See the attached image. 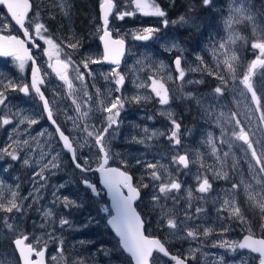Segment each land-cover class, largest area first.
Segmentation results:
<instances>
[{
	"label": "rangeland",
	"instance_id": "obj_1",
	"mask_svg": "<svg viewBox=\"0 0 264 264\" xmlns=\"http://www.w3.org/2000/svg\"><path fill=\"white\" fill-rule=\"evenodd\" d=\"M45 1L53 17L61 14L64 19L60 8L61 0ZM71 1L68 0L70 5ZM164 1L153 0L160 7ZM195 1L192 0V3ZM100 2L101 0H97V4ZM245 3L249 6H243ZM114 4L117 7L109 18L108 30L113 37L120 38L126 44V54L120 67L117 68L118 72L125 77L121 92L115 91V77L111 75V69L114 67L104 66L102 63L92 64L90 68L93 75L86 76L83 82L73 71L74 66H79L83 71L80 62L85 54L101 58L97 11L94 17H89L90 21L87 24L90 28L88 27L84 34L69 30V24L65 22L66 31L63 37L57 34L56 30L50 36L60 47V59L71 58L73 61L68 69V78L72 82L71 95L67 84L60 80L49 67L50 60L45 55V48L49 46L44 43L37 61L41 78L44 80L41 91L46 99L53 102L51 107L57 123L73 142L76 154L80 158L79 162L83 164V157L90 156V166L95 167L99 162L96 155L98 149L83 144L85 134L80 129L84 122L79 119L73 98L81 105V111L92 109L87 123L100 126L106 125L104 119L106 113L102 111V107L110 103L115 96L123 95L125 106L123 111L121 110L119 125L114 126L108 137L112 154L109 165L121 167L122 157L129 160L130 166L126 170L132 175L134 182L139 184L145 169L135 163L136 159L158 162L156 170L163 182L176 180L182 185L179 192L171 194L176 198L175 200L161 201L166 210H172L169 215L177 220L179 225L177 231L183 237L188 227L199 226L196 230L200 233L195 240L172 236V230L160 226V209H153L151 200L153 189L141 187L142 199L135 204V208L144 220L146 234L164 241L168 248H177V252L181 253L183 259L187 257L190 264H257L258 257L249 252L239 249L232 251L214 247L213 244L223 240L237 243L243 235L256 237L253 233L254 223L251 221L255 215L260 214L258 210L249 207L245 186L251 184L255 191H259L260 185L256 181L264 177V173L254 175V171L258 173V167L255 166V161L251 160V151L247 150V145L236 137L243 129L248 134L250 142L258 139L264 141V123L259 122L258 107L252 102L251 93H248L247 89L239 83L243 76L247 75L252 62L260 56L259 49H253L252 45L254 42L257 45L264 42V0H212V4L207 9L210 12L213 9L216 11L214 14L216 28L214 31L210 30L205 38H197V41L193 42L185 37L181 38L179 32L187 24H190V27L194 26L199 16L197 10L187 11L184 14L188 23H173V21H179V18L173 15L168 17L172 13L169 11L172 3L166 5L163 10L168 13L166 19L169 23L165 27L163 24L165 18L140 14L131 0H114ZM204 9L199 7L198 10ZM125 10L132 11L134 15L125 16L122 20L117 19L115 13ZM229 16L233 17L229 25L234 38L231 41H228L230 33L226 26ZM61 24L63 26V20ZM149 27L159 29L153 38L145 43L134 41L135 34L143 33V29ZM73 34L82 38L83 47L78 52H72L71 49L63 46ZM221 41L227 43L226 48L218 47ZM173 43H178L179 49L166 50L170 49ZM214 46L217 48L216 55H213ZM225 52H228L229 56L236 55V60L231 63V66L224 62ZM68 53H72L71 57ZM180 55H183L182 70L185 72L183 80L178 78V72H174L171 65L172 59ZM197 56L201 57L203 63L196 58ZM53 59L56 57L53 56ZM161 65H163L162 69ZM28 71L27 63H25L24 71L21 72L18 61L14 58L0 60V91H4L7 96L5 104L0 105V124L4 118L12 120V123L8 125L0 126V203L6 205L8 200L13 199L12 194L15 192L16 202L23 209L22 212L14 210L12 213L0 211V257L5 253L11 257L14 254L10 245L11 240L27 235L29 239L26 244H32L37 250L41 247L45 248L46 264H128L121 252H118L117 247L113 250L109 248V235L105 226L102 225L103 219L107 216L102 218L100 212L107 208L105 200L103 198L93 200L90 196L84 195L80 187L81 177L72 168L67 155L60 149L51 128L44 119L40 103L31 91L25 95L18 88L13 91L11 86L4 87L10 84H16L18 87L29 86ZM153 79L163 83L168 90V106L161 105L159 98L151 91ZM252 81L257 88L264 90V67H257L254 70ZM217 86L223 87L225 92L224 95L213 99L216 96L214 89ZM85 92L88 93L87 96L84 95ZM241 92L246 94V100ZM189 93L196 99H187ZM137 96L141 97L139 101L135 99ZM197 100L201 103L198 104ZM130 106L131 110H129ZM134 107H138L135 113H133ZM206 109H211L213 114L209 115ZM153 112L156 116L152 115ZM170 113L172 119L181 124V144L178 146H173L167 138L172 127ZM233 113L237 116H232L229 123V120L224 117ZM25 116L37 118L38 123L29 126L28 120H25L21 124L20 121ZM73 119L77 121L79 127L74 126ZM183 119H188L187 126L183 123ZM220 120H223V126ZM210 133L216 146L215 154L207 143ZM25 140L29 141L28 145L23 143ZM92 143L94 144V141ZM124 146H130V151L123 149ZM254 146L259 150V144L254 143ZM6 147L9 151L16 149L20 159L13 161L5 155L3 149ZM132 147H135V151ZM41 151L60 153L59 167L45 170L44 181L34 176L40 171L42 164L50 159L49 156L39 164L36 163L40 159ZM179 155L188 157V168L173 162V157ZM246 155L247 158H245ZM24 159H29V164L25 165ZM249 162L253 168H250ZM139 167L140 170H137ZM218 173H227V177L220 178ZM204 178L209 179L212 188L208 193L201 194L196 192V188ZM144 180L149 184L160 183L151 181L147 176ZM233 182L240 184L234 199L244 214L243 221L230 217L228 210L218 213L224 200L233 198L231 196ZM189 192H192L191 198L188 196ZM202 195L205 198H201ZM64 197L75 199L83 205L88 204L85 212L89 211L96 222L101 221L97 231L85 230L84 222L79 219L82 208L66 209L62 203ZM197 207L204 209L198 219L196 218ZM49 209L52 215L45 217L43 211ZM188 215L193 218L186 220ZM218 215L223 216L224 220L218 219ZM251 215L253 217H250ZM5 217L9 218L8 223L13 225V229L10 230L6 226ZM62 217L67 218L70 224L61 227ZM42 224L44 227H41ZM222 226L227 227L226 233H222ZM205 228L211 229L207 237L203 235ZM58 248L62 251L58 252ZM192 249L196 251L193 253ZM4 264H18L15 254L14 258L5 259ZM153 264H162V261L153 262Z\"/></svg>",
	"mask_w": 264,
	"mask_h": 264
},
{
	"label": "snow or ice",
	"instance_id": "obj_2",
	"mask_svg": "<svg viewBox=\"0 0 264 264\" xmlns=\"http://www.w3.org/2000/svg\"><path fill=\"white\" fill-rule=\"evenodd\" d=\"M131 3L134 4L135 8L140 12L142 15L146 16H156L165 18L163 20V24L165 27L168 26L169 21L166 19L167 13L158 5L153 2V0H131ZM172 3H175V0H172ZM200 3L203 5L204 8H208L212 4V0H200ZM0 5H3L7 8L8 13L11 14L12 18L15 22L24 28V20L27 16V12L30 8L28 0H0ZM243 6L248 7L249 4L245 3ZM117 6L114 4V0H101L100 10H101V18L104 24V31L103 34L100 35L99 39L104 43V55L103 58L99 57H92L90 54H85V56L81 60V64L83 66V71L79 66H74L73 71L76 73L77 78L83 82L86 76L93 75V72L90 68L92 64H99L103 62H108L117 67L120 64V56L123 53L124 41L121 39H112L110 32L108 30V21L109 16L113 14L114 8ZM61 11L65 16L70 15V8L71 5L68 0H61L60 4ZM189 11L195 12L196 7L195 5L190 6ZM240 11V9H237ZM39 15V14H38ZM117 19H124L125 16L134 15L132 11H117L115 13ZM233 20V17H228V22L226 23L227 29L230 33L228 41L233 40V36L231 35L232 29L229 27ZM188 23L184 15L179 17V21H173V23ZM34 31L37 38L44 40V43L48 45V48H45V55L49 57L51 61L53 56L56 57L55 63L49 64V67H52L53 71L56 73L57 77L64 81L68 89L72 90V82L68 78V69L69 66L73 64L71 58L67 60L60 59V47H58L57 43H54L52 38H45L42 36V32H46L47 28L45 27L44 23L41 22H34ZM159 29L156 28H144L143 33L135 34L134 38L136 40L147 41L153 38L154 34L158 32ZM24 36L27 40L31 42V36L29 31L24 28ZM4 41L9 42V48L14 45L19 52L10 51L6 49V46L2 43ZM35 47H39V45H35ZM64 47L71 49L72 52H78L80 48L83 47V42L81 37H76L75 34L71 36L67 40L66 43L63 44ZM253 49H259L260 56L257 57L256 60L252 62L248 69L247 75L243 76V79L239 81L240 84L247 89L248 93H251L252 102L255 103L258 107L260 112V123H264V90L259 89L252 81V76L254 74V70L257 67H264V42H261L257 45L255 42L253 43ZM220 49H224L227 47V43L221 41L218 46ZM172 49H179L178 43H173L170 49H166L171 51ZM22 53V54H20ZM13 55L14 58L18 61V68L21 72L25 69V63L27 61H32V79H31V90L36 93L39 97V100L43 103V112L47 114L48 120L52 123V125L56 129V133L59 134V140L63 144V148L67 150L69 153L72 154V163L75 165L76 169H79L81 173H87L89 171H93L90 167V156H84V163L81 164L79 162V157L76 154V149L73 146V142L70 140V137L61 130V126L57 123L54 115L51 104L48 99H46L44 93L41 91L40 85L44 83V80L40 78V69L36 64L35 59L29 54L28 49L24 46V41L17 39L14 36H0V55ZM217 54V48L213 47V55ZM69 57H71L72 53H68ZM224 55L226 56L225 63L231 66V63L236 60V55L232 54L231 56L228 55V52H225ZM198 60L202 59L200 56L196 57ZM182 61L183 55L177 56L174 59V65L176 71L178 72V78L183 80L185 76V72L182 70ZM117 67L111 69V75L115 77L114 83L116 85L115 91L121 92L122 85L124 84L125 77L121 75ZM161 69L163 65L160 66ZM198 70V69H196ZM107 78V77H106ZM150 79H152L150 77ZM199 83L200 81H196ZM11 86L13 91L18 90L25 94H29V86L25 85L23 87H18L16 84L4 85L5 88ZM235 86V85H234ZM239 91V89H237ZM151 91L155 94L156 97L159 98V103L161 105H166L169 103V92L165 88L163 83H160L158 80H152V87ZM216 97L224 95L225 89L221 86H217L214 89ZM85 96L88 95L87 92L84 93ZM241 95L244 96L245 100L247 96L245 93L241 92ZM187 99H196L191 93L187 94ZM137 101L141 99V97H135ZM7 100L6 93L4 91H0V105H4ZM198 104L201 103L200 100L196 101ZM103 104V101L101 102ZM73 104L76 105V111L79 113V119L83 121V127L80 129L85 135L83 136V144L88 145L90 147H95L98 149V153L96 154L99 158V166L94 169V171L100 173L101 183L104 188L107 189V194L111 198L112 201V210L114 211L115 215H112L110 219L107 220V224L111 226L115 235L119 237V244L123 248L125 252H127L132 259L134 260L135 264H153V253L158 252L161 253L164 257H168L170 260L174 261L175 264H186L187 257L184 259L179 258L176 255H171L170 252L166 249L164 244L155 238H150L144 235V221L142 217L136 209L133 207V203L137 200L142 199L141 187L153 189L151 200L152 206L155 210L156 208L160 209V226L162 228H167L171 231V235L175 238H185V239H192L195 240L200 235V233L196 230L199 226L196 227H188L186 230V235L181 237V234L177 231L179 225L177 220L174 216L169 215L172 211L171 209H165V205L161 203L162 200H175L176 198L171 194L173 192H179L182 185L180 182L176 180H171L170 182H163L161 175L156 170L158 167L157 163L152 162H145L142 159L137 158L135 163L145 169V171L141 174V181L139 184L135 183L133 180L132 175L126 170L128 166H130V161L121 158V167H109V160L112 158V154L110 151V142L108 137L111 135V130L114 126L119 125V117L121 115V110L125 106V98L123 95L115 96L110 103L102 107V111L107 113L106 117H104L106 121V125L95 126L92 124L87 123V118L89 116V112L92 110L89 108L88 111H81V105L77 103L76 99L73 98ZM85 107H88L85 105ZM209 115H212L211 109H206ZM249 111H251V107L249 106ZM221 114L223 115L224 112L222 111ZM232 116H237L236 113L231 115H225V119L229 120L231 123ZM69 119H72L69 117ZM169 119L171 122V130L170 135H168V140L173 144V146H178L181 144L180 139V129L181 124L172 119L171 113L169 114ZM219 119V118H217ZM25 120H28L29 126L35 125L38 123L37 118H31L25 116L21 119L20 123H24ZM12 123V120L8 118H4L2 120V124L0 126H6ZM237 123H240L237 121ZM73 124L76 127H79L77 121L73 119ZM221 126H223V120H220ZM147 131V129L145 130ZM43 135V133H41ZM155 135V133H153ZM163 135V133H161ZM238 140L243 141L244 144L247 145V150L251 151V160L255 161V166L258 167V173L254 171V175H258L259 173H264V141L257 140L255 142L249 141L248 134L241 129L240 133L236 137ZM135 139V137H133ZM94 141V144L92 143ZM142 142V141H138ZM25 145H28L29 141H23ZM39 144V141H37ZM207 143L212 147L213 154L216 153V146L213 142V138L211 133L209 134ZM255 144H259V150L254 146ZM83 146V145H82ZM11 147V145H9ZM231 147V145H230ZM35 151V149H33ZM3 152L5 155L9 156L11 160L17 161L20 159L18 152L16 149L9 151L8 148H4ZM227 155V153L225 154ZM45 163L42 164L40 171L36 172L34 176H38L41 181H44L46 177L43 175L45 170H51L59 167V157L60 153L52 154L47 151H41L40 159L36 161V163H40L44 161L46 157H49ZM247 158V155L246 157ZM173 162L183 166L184 168H188L189 160L186 155H179L178 157H173ZM23 163L25 165L29 164V159H24ZM250 168H253L251 162H249ZM124 169V170H122ZM147 176L153 182H160L157 183H147L144 180V177ZM220 178H226L227 173H218ZM81 182L83 183L84 188L90 192L92 196H99L100 191L98 190L97 186L91 183L87 178L86 175L81 177ZM257 184L260 185L259 191H255L251 184H246L245 191L248 193V201L249 207L253 208L254 210H258L260 217L264 219V177H261L259 180L256 181ZM60 187H64V185H60ZM212 188V184L210 183L209 179L204 178L198 183V187L196 188V192L201 194L208 193ZM240 188V184L233 182L231 185V196L232 199H225L221 208L218 209V213L228 210L229 215L232 218H238L240 220H244V214L241 211L240 207L236 205V201L234 197L238 194V189ZM126 190V192H125ZM13 199L8 200L7 204L0 203V211L6 213H12L14 210L16 212H22V206L16 202V193L13 192ZM188 196L192 197V192L188 193ZM201 198H205L203 195ZM62 203L66 209H70L72 207L82 208L83 203L78 202L75 199H71L69 197H64ZM104 212H108L107 208L103 209ZM204 212V209L201 207L196 208V218L198 219L200 214ZM43 215L45 217H49L52 215L51 210L43 211ZM193 217L188 215L186 216V220H191ZM221 221L224 220L223 216L218 215L217 217ZM8 217L4 218V223L6 226L11 230L13 229V225L8 223ZM94 222V217L89 216L88 223ZM70 221L62 217L60 219V226L63 227L65 225H69ZM87 226V225H85ZM41 227H44L42 224ZM261 229L264 230V224L261 225ZM211 229L205 228L203 231V235L207 237L210 233ZM228 231L227 227L222 226V233H226ZM29 237L27 235H23L22 238H17L12 241L15 245V249L19 252L21 261L23 264H44L43 259H40L45 256L44 250H37L34 248L32 244H26ZM38 239V238H37ZM63 242L61 241V244ZM214 247L218 246L220 248H225L228 250L235 251V249L239 248L241 250L247 249L252 253H257L259 257V264H264V239H255L252 235H245L243 237V241L236 243V242H229L228 240L218 241L217 243L213 244ZM58 252L62 251L61 249H57ZM196 249H192L194 253ZM34 254L38 257L37 260L31 261L29 260V256ZM107 255V253H105ZM14 258V254L10 257L8 253H5L2 257H0V264H4L5 259ZM195 257L193 256V259ZM55 259V257H53ZM223 258H221L222 260Z\"/></svg>",
	"mask_w": 264,
	"mask_h": 264
},
{
	"label": "flooded vegetation",
	"instance_id": "obj_3",
	"mask_svg": "<svg viewBox=\"0 0 264 264\" xmlns=\"http://www.w3.org/2000/svg\"><path fill=\"white\" fill-rule=\"evenodd\" d=\"M28 3L30 5V8H29V10L27 12V16L25 17V20H24V28H26L29 31V34L31 36V42H29V44L25 43L26 41L24 40V37H25L24 36V28H22L20 25H18L15 22V20L11 16V14L8 13L7 8L5 6H3V5H0V34L3 35V36H14V37H16V38H18L20 40H23L24 43H25V47L28 50L36 48V52L32 53L31 56L35 59L36 64H37L38 63L37 62L38 61V56L41 53V51L43 49V46H44V40L39 39V38L36 37L35 31H34V22L44 23L45 27L47 28V31L46 32H42V36H44L45 38H50V36L52 34V21L53 20L51 18L53 16V14H52V12H50L49 5L47 4V2L45 0H28ZM61 16L62 15L60 14V17ZM34 44L35 45H39V47H35ZM10 58H13V57H10ZM174 58H176V57H174ZM28 68H29V64H28ZM174 72H177V71H174ZM42 87H40V88L42 89ZM34 97L37 100L35 95H34ZM98 165H99V162H98ZM98 165H96L95 167L93 165H91L90 167H91V169H95V168L98 167ZM108 166L109 167H115V165H108ZM77 173L79 174L80 177L85 176L83 173H79V172H77ZM86 178L91 183H93V184H95L97 186L96 176L94 174L86 175ZM80 187H81V190H82V192L84 193L85 196H90L91 199H93V200H101V198H103L105 200V198L103 196V193L99 190L98 187L97 188L100 191V195L96 196L95 198L92 197L90 195V193L83 187L82 182H81V178H80ZM105 202H106V200H105ZM106 207H107V202H106ZM87 209H88V204H84L83 207H82V212H81V215H80L79 219H80V221L84 222V224H83L84 226L87 225V226H85V230L93 229L94 232H95V231H97V226L99 227L101 225V221L96 222V220L94 219V222L88 223V218H89V216H91V213L89 211L85 212V210H87ZM107 209H108V207H107ZM100 212H101L102 218H105V216H107L106 217V219H107L108 216L110 215L109 211L106 213L103 210H101ZM106 219H103V221H102L103 224L102 225L105 226V228L107 230V234L109 235V240H110L109 248H111L113 250L114 247H117L118 252H121L120 249H119L117 240L113 237V235L109 232V230L107 229V227L105 225ZM142 220H143V218H142ZM144 225H145V223H144ZM143 231H144V235L145 236L158 239L157 237L148 236L144 229H143ZM93 238H94V234H93ZM161 242L164 244V246L170 252L171 255H176L179 258L183 259L182 256H181V253L177 252V248H175V249L174 248H168L167 244H165L164 241L161 240ZM122 256H123V254H122ZM125 259L128 261V264H131L129 259H127V258H125ZM159 261H162V264H170V262L164 260L160 256L153 255V262H159ZM186 264H190V263L188 261H186Z\"/></svg>",
	"mask_w": 264,
	"mask_h": 264
},
{
	"label": "trees",
	"instance_id": "obj_4",
	"mask_svg": "<svg viewBox=\"0 0 264 264\" xmlns=\"http://www.w3.org/2000/svg\"><path fill=\"white\" fill-rule=\"evenodd\" d=\"M175 2L176 3L173 4L172 0H165L161 7L162 9H165L166 5L171 3L173 4H171L169 10L172 13L169 15L167 13L168 17L173 15L175 18H179L181 15H184L187 11H189L190 6L192 5H195L196 10L199 12V16L197 17V21L193 27H190V24L182 27V30L179 32L181 38L185 37L190 42H193L197 41V38H205L206 34L209 33L210 30H215V9H213L212 12H210L207 8L204 10H198L199 7H203V5L200 4V0H196L195 3H192V0H175ZM96 4L97 0H72L69 16L64 15V19L61 18L60 15H57L56 17L52 16V32L56 30L57 34L63 37V34L66 31L64 29V24L65 22H68L69 30L79 34H84L89 27L87 24L90 21L89 17H94V15H96V7L98 5ZM208 19L210 21H208ZM61 20H63V26L61 24ZM187 120L183 119L185 126L188 125ZM250 217H253V215ZM251 222L254 223L255 228L253 233L255 236L264 239V230L261 229V225L264 224V219H262L260 215H255Z\"/></svg>",
	"mask_w": 264,
	"mask_h": 264
},
{
	"label": "water",
	"instance_id": "obj_5",
	"mask_svg": "<svg viewBox=\"0 0 264 264\" xmlns=\"http://www.w3.org/2000/svg\"><path fill=\"white\" fill-rule=\"evenodd\" d=\"M100 4H101V2H100V3L97 5V7H96V10H97V21H98L99 31H100L99 37H100V35L103 34V31H104V24H103V21H102V18H101ZM110 16H111V15H110ZM110 16H109V18H110ZM108 25H109V21H108ZM109 32H110V31H109ZM110 35H111V33H110ZM0 36H3V35L0 34ZM99 37H98V44H99V48H100V52H101V59H102V58H103V55H104V43L99 39ZM111 38H112V39H120V38H115V37H113L112 35H111ZM17 39H18V38H17ZM133 39H134V41H136V42H140V43H145V42H146V41H142V40H136L135 38H133ZM24 40L26 41V42H25L26 44H29L30 41H28L25 37H24ZM2 43L6 46V49H7V50L19 52V49H17L14 45H12V46L9 48V47H8V46H9V42H8V41H4V42H2ZM25 43H24V46H25ZM28 51H29V54L31 55L32 53H35V52H36V48L31 49V50H28ZM20 54H22V53H20ZM125 54H126V44H125V42H124L123 53H122V55L119 57V58H120V64H119L118 67H120V65H121V63H122V61H123V59H124ZM10 57H13V58H14V56L11 55V54H10V55H0V60H5V59H8V58H10ZM14 59H15V58H14ZM174 59H175V58H174ZM174 59L172 60L171 64H172V68H173V70L176 71V68H175V65H174ZM15 60H16V59H15ZM27 63L29 64V71H28V84H29V88H30V90H31L32 61L29 60V61H27ZM50 63L54 64V63H55V59L51 60ZM102 65H104V66H108V67H117V65H114V64L108 63V62H106V61L103 62ZM118 67H117V68H118ZM51 68H52V67H51ZM40 78H41V75H40ZM41 79H42V78H41ZM43 84H44V83H43ZM43 84H41L40 87H42ZM31 92L36 96L37 101L40 103V107H41V110H42V114H43V116H44V119H45L46 123L49 125V127L51 128V130H52V132H53V134H54V136H55V139H56V141H57V143H58L60 149L62 150V152H63L65 155H67V158H68V160H69V162H70L72 168H73L76 172L81 173L79 169H76V168H75V165L72 163V154L69 153L67 150H65V149L63 148V144H62V142L59 140V134L56 133V129H55V127H54V126L52 125V123L48 120V118H47V114H45V113L43 112V103L39 100V97L36 95V93H35L34 91L31 90ZM98 166H99V165H98ZM181 167H183V166H181ZM183 168H184V167H183ZM95 169H96V168H95ZM83 174H84V175L94 174V175L96 176L97 187H98L99 190L103 193V196H104V198H105V200H106V202H107V207H108V210H109V213H110V215H109L108 218L106 219L105 225H106L107 229L109 230V232H110V233L113 235V237L117 240V242H118V246H119V249H120L121 253L123 254V256H124L125 258L129 259V261H130L131 264H135V262H134V260L132 259V257H131L127 252H125V251L123 250V248L120 246V244H119V237H117V236L115 235V233H114L113 229L111 228V226L107 224V220L110 219L112 215H115V213H114V211L112 210V201H111V198H110V197L108 196V194H107V189L104 188L103 185H102V183H101L100 173L94 171V169H93V171H89V172H87L86 174H85V173H83ZM82 185H83V183H82ZM83 187H84V186H83ZM197 187H198V186H197ZM125 192H126V190H125ZM89 193H90V192H89ZM90 195H91V194H90ZM91 196H92V195H91ZM92 197H96V196H92ZM138 201H139V200H137V201H135V202L133 203V207H134V208H135V204H136ZM244 236H245V235L241 236L237 243L242 242ZM17 238H22V237H17ZM17 238H14V239H17ZM150 238H151V237H150ZM253 238H255V239H262V238H260V237H253ZM14 239L11 240L10 245H11V247H12V249H13V251H14V254H15L16 258H17L18 264H23V262L21 261V258H20V255H19V252L15 249V245L12 243V241H13ZM155 239H156V238H155ZM25 243H26V241H25ZM237 249H239V248H237ZM39 250H44V251H45V256L42 257V258H40V259H43L44 264H46V250H45L44 247H41ZM239 250H241V249H239ZM242 251L249 252L250 254L255 255V256L258 257V254H257V253H252V252H250V251L247 250V249H244V250H242ZM153 255H158V256H160L161 258H163L164 260L170 262V264H175L174 261L170 260L168 257H164L161 253L154 252ZM37 259H38V257H36L34 254H32L31 256H29V260H31V261H35V260H37ZM257 264H259V257H258V263H257Z\"/></svg>",
	"mask_w": 264,
	"mask_h": 264
},
{
	"label": "bare ground",
	"instance_id": "obj_6",
	"mask_svg": "<svg viewBox=\"0 0 264 264\" xmlns=\"http://www.w3.org/2000/svg\"><path fill=\"white\" fill-rule=\"evenodd\" d=\"M168 2H169V1H168ZM162 3H163V2H162ZM175 3H176V2H175ZM172 5H173V4H172ZM54 6H55V5H54ZM196 77H197V76H196ZM183 90H184V89H183ZM183 90H182V91H183ZM184 103H185V102H184ZM130 105H131V104H130ZM171 105H172V104H171ZM163 106H168V105L166 104V105H163ZM185 106H186V104H185ZM191 106H192V105H191ZM144 107H145V106H144ZM157 107H158V106H157ZM188 107H189V106H188ZM193 107H194V105H193ZM136 108H137V110H138V107H134V110L132 109V110H133V113L136 112ZM128 109H129V108H128ZM141 109H142V108H141ZM141 109H140V111H141ZM189 109H190V108H189ZM124 110H125V109H124ZM129 110H131V106H130V109H129ZM122 111H123V110H122ZM186 111H187V110H186ZM131 112H132V111H131ZM189 112H190V111H189ZM157 113H158V112H157ZM193 113H194V112H193ZM196 114H197V113H196ZM106 115H108V114L106 113ZM152 115H155V116H156V113L153 112ZM193 115H194V114H193ZM101 116H102V115H101ZM103 117H104V116H103ZM157 117H160V116H157ZM101 119H102V118H101ZM99 120H100V119H99ZM99 120H98V121H99ZM102 120H103V119H102ZM168 120H169V119H168ZM98 121H97V122H98ZM166 122H167V121H166ZM164 124H165V122H164ZM164 124H163V125H164ZM182 124H183V123H182ZM156 125H157V124H156ZM156 125H155V126H156ZM183 125H184V124H183ZM189 126H190V125H189ZM182 127H183V126H182ZM190 128H191V127H190ZM157 129H158V128H157ZM133 146H134V145H133ZM117 147H119V146H117ZM124 148L127 149V151H130V146H124L123 149H124ZM121 149H122V147H121ZM132 149L135 151V147H132ZM5 159H6V158H5ZM5 161H6V160H5ZM2 163H3V162H2ZM12 169H13V168H12ZM137 170H140V167L137 168ZM94 198H95V197H94Z\"/></svg>",
	"mask_w": 264,
	"mask_h": 264
}]
</instances>
